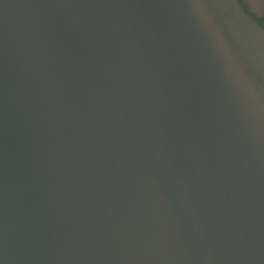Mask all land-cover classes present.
<instances>
[{"label":"water","instance_id":"1","mask_svg":"<svg viewBox=\"0 0 264 264\" xmlns=\"http://www.w3.org/2000/svg\"><path fill=\"white\" fill-rule=\"evenodd\" d=\"M0 264H264L239 0H0Z\"/></svg>","mask_w":264,"mask_h":264},{"label":"flooded vegetation","instance_id":"2","mask_svg":"<svg viewBox=\"0 0 264 264\" xmlns=\"http://www.w3.org/2000/svg\"><path fill=\"white\" fill-rule=\"evenodd\" d=\"M245 10L264 26V0H239Z\"/></svg>","mask_w":264,"mask_h":264}]
</instances>
